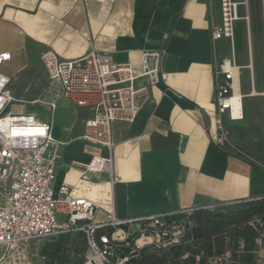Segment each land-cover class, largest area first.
Returning <instances> with one entry per match:
<instances>
[{
  "label": "crops",
  "instance_id": "crops-1",
  "mask_svg": "<svg viewBox=\"0 0 264 264\" xmlns=\"http://www.w3.org/2000/svg\"><path fill=\"white\" fill-rule=\"evenodd\" d=\"M212 16L220 17L219 0H0V53L12 55L2 72L12 79L11 92L14 80L30 69L35 73L28 76L26 93L46 82L41 93L57 105L50 120L38 118L52 124L53 137L61 143L51 151L59 156L53 189L58 193L67 186L74 198L96 204V223L110 213L128 219L264 198V90L257 89L255 34L252 28L247 64L236 59L243 67L244 119L226 121L237 150L221 148L215 143V70L228 57L221 42H229L212 43ZM49 50L63 61L95 51L115 64L135 67L144 53H163L167 81L150 88L134 123L113 125L111 174L85 178L69 170L72 162L88 164L110 152L81 139L92 112L58 98L59 86L50 82L41 62ZM250 52L254 86L247 68ZM145 83L142 79L136 86ZM247 98L262 102L261 109L246 112Z\"/></svg>",
  "mask_w": 264,
  "mask_h": 264
},
{
  "label": "built area",
  "instance_id": "built-area-1",
  "mask_svg": "<svg viewBox=\"0 0 264 264\" xmlns=\"http://www.w3.org/2000/svg\"><path fill=\"white\" fill-rule=\"evenodd\" d=\"M219 5V19L212 16L210 20L211 40L213 44L228 40L231 57L218 62L215 70V143L221 148L237 150L230 140L226 121L244 119L243 67L237 64L235 57V26L239 21L245 22L250 47L249 4L248 0H219ZM240 7L244 8L243 16L239 15ZM11 58L10 53H0V264L8 259L17 264L26 263L28 258L9 257L32 240L67 234L83 237V264H131L144 253L161 254L181 244L195 226V213L216 208L213 205L175 209L128 219H119L110 213L105 222L96 223V204L74 198L67 186H62L58 193L54 191L59 156L51 151L61 143L54 139L51 123L28 113L26 102L12 95V79L2 72ZM162 58V52H146L141 65L135 67L129 63L115 64L111 56L95 51L69 61L61 60L51 50L41 56L48 79L59 86L58 98L92 112L81 139L110 152L108 158L94 157L88 164L72 162L70 171L85 178L111 174L115 147L113 125L115 122L134 123L149 100L150 88L167 81ZM252 65L250 52L247 68L254 86ZM142 79L145 85L137 87L136 82ZM56 103L54 100L48 104L52 112ZM237 203L240 201L226 205ZM182 258H189V253H184Z\"/></svg>",
  "mask_w": 264,
  "mask_h": 264
},
{
  "label": "trees",
  "instance_id": "trees-1",
  "mask_svg": "<svg viewBox=\"0 0 264 264\" xmlns=\"http://www.w3.org/2000/svg\"><path fill=\"white\" fill-rule=\"evenodd\" d=\"M250 25L252 31L253 23ZM215 206L214 210L195 213V226L181 244L161 254L144 253L131 264H264V198ZM47 240L49 258L69 255V244L77 256L78 246L85 247L81 235H60ZM184 253H189V258L183 259ZM83 260L84 253L82 264Z\"/></svg>",
  "mask_w": 264,
  "mask_h": 264
},
{
  "label": "rangeland",
  "instance_id": "rangeland-1",
  "mask_svg": "<svg viewBox=\"0 0 264 264\" xmlns=\"http://www.w3.org/2000/svg\"><path fill=\"white\" fill-rule=\"evenodd\" d=\"M235 1H243V0H235ZM249 4V14H250V24L253 23V32L255 34L256 47H254L253 58L255 63L258 66V90H264V21H263V10H262V0H248ZM239 15H244V8H239ZM251 28V27H250ZM247 42V43H246ZM222 52L225 56L231 57L230 47L225 43L221 42ZM235 44H236V59L239 64L245 65L247 64V48H248V40L245 33V23L243 21H239L235 26ZM247 44V45H246ZM259 54V55H258ZM37 67V66H36ZM35 73V69H30L29 71L20 74L15 80L12 86V94L17 100H24L26 102L25 109L28 113H34L40 119L50 120L51 119V109L48 106L47 101L49 100V96L42 94L41 91L44 87H46V82L42 80L38 84L32 85L31 93H26L25 88L28 85V76L33 75ZM243 93L248 94L250 92V87L246 79H243L242 85ZM34 95L36 97H34ZM34 99H39L40 102L32 105L30 102ZM18 105V103H15ZM246 112L249 109L260 110L262 107V102L254 98H247L245 100ZM17 106L14 107L16 109ZM57 120L58 118L54 116ZM53 118V121H54ZM232 134L237 135V130H232ZM50 242L45 240H32L25 246L21 247L18 252L13 254L12 257L9 258H28V261L23 264H82L81 257L85 251L84 245L78 246V251L80 252V256L74 254V247L70 246L71 253L63 258H49L47 246H49ZM76 252V253H77ZM15 260L8 259L3 264H17Z\"/></svg>",
  "mask_w": 264,
  "mask_h": 264
},
{
  "label": "bare ground",
  "instance_id": "bare-ground-1",
  "mask_svg": "<svg viewBox=\"0 0 264 264\" xmlns=\"http://www.w3.org/2000/svg\"><path fill=\"white\" fill-rule=\"evenodd\" d=\"M262 10H263V16H264V0H262ZM262 16V18H263ZM252 67L254 68V64L252 65ZM236 88V87H235ZM260 92H258L256 89L253 90V95H258ZM239 94L236 95L237 98H239ZM19 110L23 109V108H18Z\"/></svg>",
  "mask_w": 264,
  "mask_h": 264
}]
</instances>
